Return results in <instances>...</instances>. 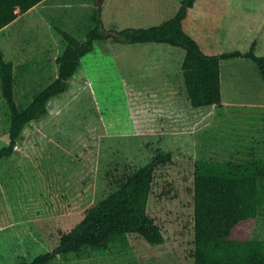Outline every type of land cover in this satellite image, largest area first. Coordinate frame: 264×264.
Wrapping results in <instances>:
<instances>
[{
	"label": "rangeland",
	"instance_id": "1",
	"mask_svg": "<svg viewBox=\"0 0 264 264\" xmlns=\"http://www.w3.org/2000/svg\"><path fill=\"white\" fill-rule=\"evenodd\" d=\"M181 1L45 0L19 15L0 30V49L16 74L17 106L25 108L56 78V58L65 47L58 29L83 41L99 7L108 33L154 26L172 17ZM208 7L218 47L205 53L247 51L255 42L256 55H264V0H210ZM184 53L162 43L95 42L67 90L24 126L13 154L0 160V264L31 261L57 248L61 234L108 195L115 178L158 154L171 160L157 167L147 211L164 243L128 233L107 248L60 254L48 264H194L193 163L264 157V107H255L264 104V78L250 59L220 62L223 99L240 105L245 129L190 105ZM204 115L213 120L192 124ZM9 127L0 90V148L9 143ZM251 237L264 240V196Z\"/></svg>",
	"mask_w": 264,
	"mask_h": 264
},
{
	"label": "trees",
	"instance_id": "2",
	"mask_svg": "<svg viewBox=\"0 0 264 264\" xmlns=\"http://www.w3.org/2000/svg\"><path fill=\"white\" fill-rule=\"evenodd\" d=\"M43 1L0 0V30ZM195 1L182 0L175 15L159 25L127 27L110 33L103 28L100 7L96 8L92 13L93 27L83 41L58 29L65 47L56 58L57 76L23 109L15 99L13 65L5 61L0 49V90L10 110L9 143L0 148V160L13 154L24 126L44 116L48 101L67 90L82 57L94 49L95 42L109 38L120 44L162 43L183 49L181 71L190 105L193 108L215 106L217 115L221 116L220 62L231 58L250 59L264 78V55H256L254 42L245 52L234 50L216 55L203 52L183 28V21ZM170 160V154H158L142 167L115 178L108 195L91 206L71 230L61 234L57 248L17 264H48L60 254L79 253L84 248H107L114 237L128 233L139 234L151 245L164 243V236L147 206L157 167ZM263 196L264 158L241 163L195 160L194 264H264V240L251 237Z\"/></svg>",
	"mask_w": 264,
	"mask_h": 264
},
{
	"label": "crops",
	"instance_id": "3",
	"mask_svg": "<svg viewBox=\"0 0 264 264\" xmlns=\"http://www.w3.org/2000/svg\"><path fill=\"white\" fill-rule=\"evenodd\" d=\"M209 2L210 0H196L194 3V6L188 10L187 16L183 21L184 30L199 43L200 48L202 49L203 52H213V50H215L218 47V45L215 44L216 43L215 38H214L215 35L212 33V30L208 27ZM242 52H245V51H242ZM220 84H221V71H220ZM221 98H222V105H223L222 115L221 116L217 115L215 106H210L206 108V109H209V111L205 112V114H207L208 112H213L217 116L216 118L217 120H220V121L224 120L226 121V123L229 120L230 121L233 120L235 123L239 124L241 127L248 129V125L244 126V124H242L243 120H246V121L248 120L244 118L243 115H241L243 111L239 109L240 105H238V103L236 102H226L223 99L222 91H221ZM255 107L257 108L264 107V104H257L255 105ZM261 115L264 116V113ZM261 115L259 117H261ZM211 120H213L212 116L204 115L200 118L194 119L192 121V124L193 123L196 124V126H198L199 128V127H203L207 125ZM261 158H264V157H261Z\"/></svg>",
	"mask_w": 264,
	"mask_h": 264
}]
</instances>
